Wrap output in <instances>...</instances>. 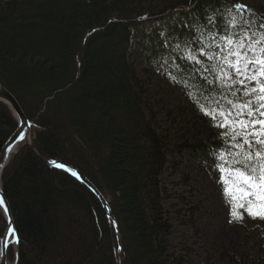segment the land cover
I'll return each mask as SVG.
<instances>
[{
    "label": "trees",
    "instance_id": "trees-1",
    "mask_svg": "<svg viewBox=\"0 0 264 264\" xmlns=\"http://www.w3.org/2000/svg\"><path fill=\"white\" fill-rule=\"evenodd\" d=\"M247 2L0 0V83L29 119L39 154L78 170L104 195L121 227L125 264L190 263L191 247L176 250L170 240L168 202L175 195L165 174L189 148L208 152L219 169L229 167L220 155L231 161L237 151L230 145L240 141L214 126L219 118L205 116L200 104L210 96L247 99L231 96L235 89L218 79L226 38L264 30L263 12H235ZM157 76L182 96L179 104L167 108L148 96ZM196 123L209 133L190 143L186 126ZM16 125L0 101V152ZM2 178L14 211L17 264H119L112 221L75 176L24 145ZM3 223L0 211L1 233ZM223 255L226 264H255ZM8 257L14 261V245ZM199 264L216 263L208 255Z\"/></svg>",
    "mask_w": 264,
    "mask_h": 264
},
{
    "label": "rangeland",
    "instance_id": "rangeland-1",
    "mask_svg": "<svg viewBox=\"0 0 264 264\" xmlns=\"http://www.w3.org/2000/svg\"><path fill=\"white\" fill-rule=\"evenodd\" d=\"M241 5H245L247 10L241 13L235 8L236 13L249 16L252 10L264 13V0H248ZM252 86L249 84V87ZM148 96L155 100H164L167 108L179 104L182 99L181 95L167 85L162 76L153 79ZM190 127L186 126V131L191 133L190 143L209 133L206 124L196 123V128ZM176 141L181 139L176 137ZM172 162L165 177L168 179V187L175 195L168 202L172 209L173 230L170 240L174 249L179 250L187 243L192 249L189 264H199L208 255H211L214 263L226 264L224 253L226 257H247L250 262L264 264V220H254L241 209L244 219L230 222L232 202L227 197L226 185L222 182L226 173H222L212 163L208 152L189 148L172 158ZM192 207L197 208L194 227L189 222ZM0 211L3 214L1 208ZM1 234L0 232V236ZM9 261L13 262L10 259Z\"/></svg>",
    "mask_w": 264,
    "mask_h": 264
},
{
    "label": "snow or ice",
    "instance_id": "snow-or-ice-1",
    "mask_svg": "<svg viewBox=\"0 0 264 264\" xmlns=\"http://www.w3.org/2000/svg\"><path fill=\"white\" fill-rule=\"evenodd\" d=\"M236 8L241 13L247 10L245 5H236ZM244 23L250 26L252 22L246 20ZM260 28L264 29V23L260 24ZM223 50L218 79L225 81L222 87L235 89L230 91L231 96L247 99L240 103L226 97L210 96L205 97V103H201L200 108L211 120L219 118L220 123L214 126L226 128L232 141H240L230 145L237 149L231 153V161L225 155L219 157L229 164L228 168L221 165L220 171L226 173L222 182L226 185L225 193L232 202L230 222L244 219L241 209L254 220H264V30L253 31L251 34L245 31L236 40L229 36ZM249 84L253 86L249 87ZM184 86L187 87L186 81ZM240 88L243 89L242 92ZM221 100H226L229 107H223ZM213 101L217 107L212 106ZM55 166L62 167L60 164ZM4 204V198L0 197V205ZM12 234L10 230L8 235ZM4 244L7 248V240Z\"/></svg>",
    "mask_w": 264,
    "mask_h": 264
},
{
    "label": "water",
    "instance_id": "water-1",
    "mask_svg": "<svg viewBox=\"0 0 264 264\" xmlns=\"http://www.w3.org/2000/svg\"><path fill=\"white\" fill-rule=\"evenodd\" d=\"M0 101H3L5 104L9 106L12 110L14 116L17 119V125L10 131L8 134L1 152H0V197H3L5 200V207H7V211L3 212L4 217V228L2 231V238H1V248H0V264H10L9 257H8V250L11 246L13 236L16 240L15 248V258L12 264H17L18 259V237L15 227L14 221V211L12 207L11 200L7 194L5 189V185L3 182V171L11 158L18 153L19 149L26 145L28 146L39 158L46 161L48 165L51 167L62 169L69 174L75 176L79 181L84 183L89 189L95 193V195L100 199L105 212L109 219L112 221V225L115 229L117 241H118V252H119V264H125V254H124V245H123V235L121 231V227L117 219L115 218L107 200L105 199L104 195L97 189V187L81 172L74 169L70 165L61 162V161H49L43 158L39 152L37 151L35 144L33 142V135H32V128L29 119L27 118L25 112L23 111L20 103L18 102L17 98L14 94L2 83H0ZM23 137V139H20ZM12 140V141H11ZM55 164H60L62 167H56ZM2 210V209H1ZM12 231V235H8L9 231ZM7 240V248H5L4 241Z\"/></svg>",
    "mask_w": 264,
    "mask_h": 264
},
{
    "label": "bare ground",
    "instance_id": "bare-ground-1",
    "mask_svg": "<svg viewBox=\"0 0 264 264\" xmlns=\"http://www.w3.org/2000/svg\"><path fill=\"white\" fill-rule=\"evenodd\" d=\"M12 141V140H11ZM9 164V163H8ZM0 207H1V209H2V211H4L5 210V204L4 205H0ZM1 238H2V236H0V241H1ZM16 240H15V237L13 236V240H12V243H11V245H15L16 246ZM0 248H1V244H0ZM10 264H11V262H10Z\"/></svg>",
    "mask_w": 264,
    "mask_h": 264
}]
</instances>
